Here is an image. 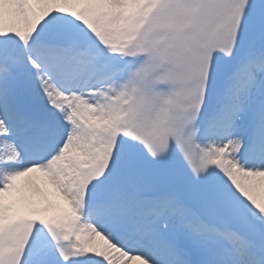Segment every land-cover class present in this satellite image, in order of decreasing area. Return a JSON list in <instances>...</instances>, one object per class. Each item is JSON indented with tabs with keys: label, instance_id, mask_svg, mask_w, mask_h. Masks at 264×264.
<instances>
[{
	"label": "snow or ice",
	"instance_id": "1",
	"mask_svg": "<svg viewBox=\"0 0 264 264\" xmlns=\"http://www.w3.org/2000/svg\"><path fill=\"white\" fill-rule=\"evenodd\" d=\"M0 264H264V0H0Z\"/></svg>",
	"mask_w": 264,
	"mask_h": 264
}]
</instances>
